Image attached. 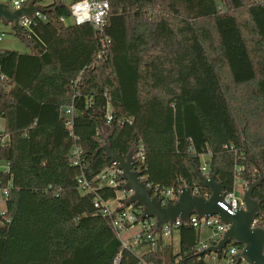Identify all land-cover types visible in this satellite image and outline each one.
Wrapping results in <instances>:
<instances>
[{"label":"trees","instance_id":"1","mask_svg":"<svg viewBox=\"0 0 264 264\" xmlns=\"http://www.w3.org/2000/svg\"><path fill=\"white\" fill-rule=\"evenodd\" d=\"M80 1L45 5L46 19L25 30L28 52L0 48V162L9 165L0 172L8 190L0 264H208L195 252L201 230L192 227L180 230L177 252L161 233L140 246L155 244L141 256L124 248L94 205L117 200L123 186L120 175L116 187L102 185L114 164L101 147L107 140L123 158L141 149L142 175L161 192L190 185L207 196L197 174L204 165L227 193L237 181H257L264 0H108L103 35L90 23H67ZM102 40L110 45L98 59ZM82 175L92 191L80 188ZM253 197L264 224V183ZM121 203L113 217L126 209Z\"/></svg>","mask_w":264,"mask_h":264},{"label":"water","instance_id":"2","mask_svg":"<svg viewBox=\"0 0 264 264\" xmlns=\"http://www.w3.org/2000/svg\"><path fill=\"white\" fill-rule=\"evenodd\" d=\"M50 12L49 8L43 4H36L34 0L17 9H14L10 3L0 1V22L12 25L14 32L23 42L26 41V32L20 23L21 19H31L36 13L45 15ZM3 83L0 79V85ZM101 149L120 171L122 192L126 195L124 206L139 208L141 222L154 220L155 233H161L165 224L172 225L177 220L188 223L192 216L199 219L217 216L222 224L228 226V229L216 245L198 254L221 255L227 245L234 244L241 247V251L234 256L238 263L243 260L247 264H264V225L260 222L261 202L253 197L254 191L264 183L262 168H259V179L245 185L242 196L243 208L232 209L230 205L225 204L227 191L224 185L217 181L214 174L205 175L201 169L197 170V174L203 187L209 192L207 196L198 195L190 185H183L177 191V199L164 205L159 193H156L143 178L142 173L136 170L134 148L126 158L114 153L107 140L104 141Z\"/></svg>","mask_w":264,"mask_h":264},{"label":"built area","instance_id":"3","mask_svg":"<svg viewBox=\"0 0 264 264\" xmlns=\"http://www.w3.org/2000/svg\"><path fill=\"white\" fill-rule=\"evenodd\" d=\"M26 1L27 0H11L12 6L14 7V9H17L23 5H26L27 4ZM105 4L107 5V7H104ZM108 12H109V1L108 0H87L86 3H83L80 1V2H75L70 5V14H71L70 19L72 20V24L82 25V24L90 23L94 26V28L101 35H103L104 33ZM36 19L45 20L46 17L41 13H36L33 15L31 19L22 18L20 23L23 29L26 30V29H30L31 25ZM62 21H66V20L62 19ZM77 21H82V22L77 23ZM5 37H6V32L0 31V42ZM109 45H110V40H102V51L98 55V59L106 57L108 53ZM73 114H74V111L72 107L68 108L65 112V115L67 118L66 124L69 128H71L73 124V118H72ZM111 120H112V117L108 116L107 124H109ZM72 156H73L74 165L79 166L81 163V156H82V152L80 148L75 147L73 149ZM134 158H135L136 170L142 173V165L144 164V155L141 149H139V151L135 153ZM8 168H9V165L7 163L0 162V172L8 171ZM206 168H207V165H204V167L201 169L202 173L205 175H209L210 173L207 172ZM118 175H120V171H118L116 166L114 165L113 168L107 169L104 172H102L99 178L103 182L102 185H106L108 187H116L118 185L117 180H116ZM78 184L82 190L92 191L91 184L84 175H82V177L78 180ZM154 190L156 193H159L162 199V203L164 205L168 202H174L177 199L178 190L168 189L165 192H161L158 187L154 188ZM0 191L3 193L5 197H7L8 190L3 189L1 185H0ZM233 202H235V207H233ZM224 203L227 205H230L232 209L243 208L244 206L242 199L237 197L235 193H227L224 199ZM94 205H95V208L101 210L104 216H108L111 218L112 228L118 234V237L120 238V240H121V235L124 231L138 224H142V231L140 234H138L136 237L132 239L133 240L132 243L134 245L141 246L143 245L144 242H151V241L155 242V240L157 239L155 234L156 235L158 234L155 233V230H154L155 221L146 220L145 222H141L140 221L141 210L139 208L137 207L126 208L124 211L117 213L115 217H113L114 210H112L109 207L108 202H104L100 198H98L95 200ZM187 227H192V228L200 229V230L205 228L209 230L211 233L210 238L207 241L200 243L199 246L195 249V252L197 254L203 252V250H206L213 245H216L222 239L224 233L228 229V226L222 224L220 219L217 216L210 217V218H201V219H199L196 216H192L188 223H183L177 220L172 225L165 224L162 227L161 234L162 236L163 235L172 236L174 229L181 230ZM122 243H123L124 248L131 249V246L129 243L127 242H122ZM152 247H155V244H152ZM240 251H241V247L236 246L234 244H229L222 251L221 255L214 254V253L210 255H213L212 259L214 260L219 259V256H222L231 264H247L243 260L240 263L236 261L234 256L238 254ZM141 264H151V263L142 262Z\"/></svg>","mask_w":264,"mask_h":264},{"label":"rangeland","instance_id":"4","mask_svg":"<svg viewBox=\"0 0 264 264\" xmlns=\"http://www.w3.org/2000/svg\"><path fill=\"white\" fill-rule=\"evenodd\" d=\"M2 2L10 3L11 0H0ZM51 1H46L43 3V5H48L51 3ZM68 24L72 23V20L69 19ZM0 31L6 32V37L0 42V48L2 49H9V50H14V51H19V52H28L29 48L28 46L16 35L11 34V27L8 25H5L4 23L0 22ZM4 126V121L0 119V128ZM205 157L202 158V161L205 162ZM243 184L240 181L236 182L235 185V191L234 193L236 194L237 197L242 199L243 196ZM117 204L116 201H110L109 202V207L113 208ZM6 210V197L3 195V193L0 191V215H2ZM264 225V224H262ZM139 229H142V224L135 225L134 227L124 231L122 233V240L124 242H127L130 244L131 249L135 254L138 256H141L142 254L148 252L149 250H153L154 247L152 246H136L132 243V239H127L128 236L132 235L135 231H139ZM211 236V233L207 229H202L200 232V243L207 241ZM179 238H180V230L174 229L173 230V245H174V250L175 252L178 251L179 249ZM163 240L166 242L170 241V236L163 235ZM169 244V243H168ZM213 255H206L205 261L208 264H231L229 263L225 258L222 259H212Z\"/></svg>","mask_w":264,"mask_h":264},{"label":"crops","instance_id":"5","mask_svg":"<svg viewBox=\"0 0 264 264\" xmlns=\"http://www.w3.org/2000/svg\"><path fill=\"white\" fill-rule=\"evenodd\" d=\"M10 4L12 5V2L10 1ZM2 49V48H1ZM2 120V119H1ZM4 131V126L2 127V128H0V132H3ZM243 184V183H242ZM245 187H244V185H243V189H244ZM126 199V195L123 193V192H120L119 193V195H118V198H117V200H115L116 202H117V204H116V206L115 207H113V208H111L112 210H115V209H117L118 207H120L121 205H122V203H121V201L122 200H125ZM108 205H109V202H108ZM141 231H142V229H139V231L137 230V231H135L132 235H130V236H128L127 237V239H133L134 237H136L138 234H140L141 233ZM201 232V231H200ZM162 239H163V236H162ZM121 241L122 242H124L123 240H122V235H121ZM164 241V240H163ZM179 241H180V238H179ZM205 242V241H204ZM164 243L165 244H172L173 245V234H172V236H170V241L169 242H166V241H164ZM203 243V242H202ZM173 247H174V245H173ZM154 249H155V247H154ZM153 249V250H154ZM150 251V250H149ZM148 251V252H149ZM147 253V252H146ZM145 254V253H144ZM143 255V254H142ZM214 260V259H213Z\"/></svg>","mask_w":264,"mask_h":264},{"label":"clouds","instance_id":"6","mask_svg":"<svg viewBox=\"0 0 264 264\" xmlns=\"http://www.w3.org/2000/svg\"><path fill=\"white\" fill-rule=\"evenodd\" d=\"M81 2L86 3L87 0H81ZM17 7H18V5H17ZM104 7H107V5L105 4ZM81 22L82 21H77V23H81ZM233 207H235V202H233Z\"/></svg>","mask_w":264,"mask_h":264}]
</instances>
